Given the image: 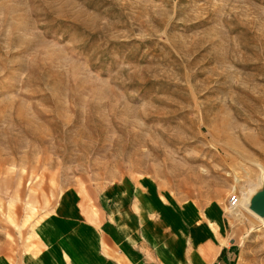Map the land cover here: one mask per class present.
Masks as SVG:
<instances>
[{
  "label": "rangeland",
  "instance_id": "obj_1",
  "mask_svg": "<svg viewBox=\"0 0 264 264\" xmlns=\"http://www.w3.org/2000/svg\"><path fill=\"white\" fill-rule=\"evenodd\" d=\"M263 171L264 0H0V264H105L79 209L152 185L264 264Z\"/></svg>",
  "mask_w": 264,
  "mask_h": 264
},
{
  "label": "crops",
  "instance_id": "obj_2",
  "mask_svg": "<svg viewBox=\"0 0 264 264\" xmlns=\"http://www.w3.org/2000/svg\"><path fill=\"white\" fill-rule=\"evenodd\" d=\"M154 188L137 201L140 210L128 204L125 211L122 205L108 208V201L131 203L130 197L113 195L105 203L101 196L102 205L96 200L79 209L85 228L98 236L105 264H239L241 243L227 227L228 214L213 199ZM101 240L110 255L103 252Z\"/></svg>",
  "mask_w": 264,
  "mask_h": 264
},
{
  "label": "water",
  "instance_id": "obj_3",
  "mask_svg": "<svg viewBox=\"0 0 264 264\" xmlns=\"http://www.w3.org/2000/svg\"><path fill=\"white\" fill-rule=\"evenodd\" d=\"M244 205L257 218H264V171L260 185L249 193Z\"/></svg>",
  "mask_w": 264,
  "mask_h": 264
},
{
  "label": "built area",
  "instance_id": "obj_4",
  "mask_svg": "<svg viewBox=\"0 0 264 264\" xmlns=\"http://www.w3.org/2000/svg\"><path fill=\"white\" fill-rule=\"evenodd\" d=\"M239 200L237 194H231L227 199L228 208H234L237 206Z\"/></svg>",
  "mask_w": 264,
  "mask_h": 264
},
{
  "label": "bare ground",
  "instance_id": "obj_5",
  "mask_svg": "<svg viewBox=\"0 0 264 264\" xmlns=\"http://www.w3.org/2000/svg\"><path fill=\"white\" fill-rule=\"evenodd\" d=\"M252 190V189H251ZM251 192V191H250ZM249 195V194H248ZM248 195L246 193H243L242 194V197H241V205H243V207L245 206V200L248 198ZM239 200V199H238ZM240 202H238L237 206L239 205ZM236 206V207H237ZM240 206V205H239ZM236 207L234 208H231V210L235 209ZM259 219V222H260V225L263 226L262 224H264V218H258ZM259 227V226H258ZM261 229V228H260Z\"/></svg>",
  "mask_w": 264,
  "mask_h": 264
}]
</instances>
